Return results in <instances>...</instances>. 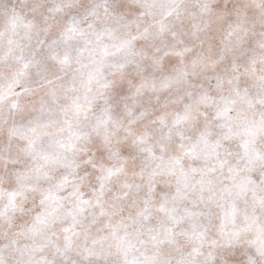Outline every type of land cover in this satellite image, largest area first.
Returning a JSON list of instances; mask_svg holds the SVG:
<instances>
[{
	"label": "snow or ice",
	"instance_id": "6c2138e0",
	"mask_svg": "<svg viewBox=\"0 0 264 264\" xmlns=\"http://www.w3.org/2000/svg\"><path fill=\"white\" fill-rule=\"evenodd\" d=\"M0 264H264V0H0Z\"/></svg>",
	"mask_w": 264,
	"mask_h": 264
}]
</instances>
